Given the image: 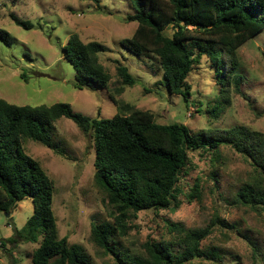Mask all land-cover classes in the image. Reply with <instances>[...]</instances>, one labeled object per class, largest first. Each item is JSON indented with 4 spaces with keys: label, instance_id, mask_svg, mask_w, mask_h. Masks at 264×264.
<instances>
[{
    "label": "rangeland",
    "instance_id": "1",
    "mask_svg": "<svg viewBox=\"0 0 264 264\" xmlns=\"http://www.w3.org/2000/svg\"><path fill=\"white\" fill-rule=\"evenodd\" d=\"M134 12L131 0H0V28L14 37L11 46L0 40V97L17 105L67 102L77 112L101 118H112L118 112L117 103H129L150 111L160 124L183 123L193 133L234 126L264 133V31L238 49L239 71L244 76L239 91L231 84L222 93L216 68L204 55L187 79L192 94L186 102L182 96L168 93L158 57L137 56L121 45L137 28L136 22L127 20ZM12 14L31 21L33 28L17 26ZM173 31L169 26L165 33ZM74 33L86 43L97 41L106 46L100 61L111 74L107 88L75 87L77 73L62 52ZM119 64L127 66L137 79L120 93ZM52 136L59 150L33 140L25 141L24 147L54 181L53 209L60 237L80 245L90 264H117L92 239L93 224L114 223V209L95 184L92 135L64 117L54 123ZM256 173L251 160L230 145L190 152L177 183L178 206L131 214L128 234H119L116 246L134 254L148 240L175 239L173 223L185 228L212 225V233L201 242L205 255L186 264H264V210L233 201ZM33 213L30 197L18 203L11 217L1 213L0 241L21 232ZM217 218L225 225L218 224ZM38 245L9 242L4 248L0 243V264H12V255L19 264H32Z\"/></svg>",
    "mask_w": 264,
    "mask_h": 264
},
{
    "label": "trees",
    "instance_id": "2",
    "mask_svg": "<svg viewBox=\"0 0 264 264\" xmlns=\"http://www.w3.org/2000/svg\"><path fill=\"white\" fill-rule=\"evenodd\" d=\"M131 3L135 12L127 20L138 25L131 37L121 40V45L137 56L152 54L159 58L169 94L188 101L192 91L187 79L204 55L216 68L222 93H227L231 84L240 90L244 76L239 71L238 49L264 31V0H131ZM11 17L17 26L33 28L31 21L14 14ZM169 26L174 30L171 35L165 33ZM0 40L9 46L14 43L10 32L2 28ZM105 50L106 46L100 42L86 43L75 33L70 36L62 52L77 73L76 88L108 87L111 74L100 61ZM117 74L122 83L118 93L124 86L137 83L127 66L119 64ZM117 104L118 112L112 118H101L77 112L67 102L17 105L0 97V214L11 217L26 197L32 199L34 206V213L22 231L6 242L0 241L4 248L9 242L38 243L32 253V264H90L80 245L60 237L53 209L54 181L24 147L25 141L33 140L59 150L52 127L64 117L94 139L95 184L114 209V223L93 224L92 239L111 253L117 264H186L205 255L201 242L212 233V225L185 228L173 223L170 227L178 235L175 239L148 240L144 249L134 254L129 250L122 252L116 246L119 234H128L131 214L174 206L179 191L177 183L192 151L216 147L218 150L225 144L250 159L256 176L241 187L233 201L264 210L263 132L234 126L193 133L183 123L160 124L150 111L129 103ZM219 107L216 105L215 110ZM217 223L225 225L218 218ZM12 264H19L14 255Z\"/></svg>",
    "mask_w": 264,
    "mask_h": 264
}]
</instances>
